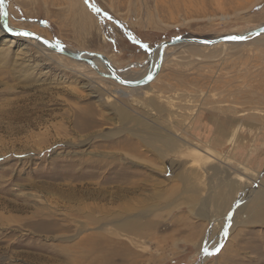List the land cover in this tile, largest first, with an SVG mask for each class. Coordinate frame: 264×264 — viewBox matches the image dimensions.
Masks as SVG:
<instances>
[{
    "label": "rangeland",
    "instance_id": "1",
    "mask_svg": "<svg viewBox=\"0 0 264 264\" xmlns=\"http://www.w3.org/2000/svg\"><path fill=\"white\" fill-rule=\"evenodd\" d=\"M4 1L127 81L264 26V0ZM0 264H264V34L129 88L0 31Z\"/></svg>",
    "mask_w": 264,
    "mask_h": 264
},
{
    "label": "water",
    "instance_id": "2",
    "mask_svg": "<svg viewBox=\"0 0 264 264\" xmlns=\"http://www.w3.org/2000/svg\"><path fill=\"white\" fill-rule=\"evenodd\" d=\"M87 6L89 7V4ZM0 10H1L0 12L1 13L0 31H2L7 36L11 38L34 40L38 42L39 44H41L46 49H48L49 51L55 52L59 55L65 56L67 58H70L78 62L86 63L92 66L100 76L110 78L116 81L118 84L125 86V87H129V88L145 86L149 84L152 80H154V78L157 76L161 68L163 52L167 48L182 45V44L209 47L213 45H218L220 43H242L249 39H254L264 34V26H260L249 32H245L241 34L224 35V36L210 37V38L197 37V36H184V37H177L169 41H164L161 44H159L152 52L154 53L156 50H158L157 61H156L154 68L151 70V72L146 74L144 77L140 79H137L134 81H125L116 74L114 68L111 66L108 59L102 54L95 53V52H83V51L73 52V51L66 49L65 47L61 45L55 44L28 30L13 29L8 24V10L5 5L4 0H0ZM91 10H93V12L96 14L100 13L94 7H92ZM231 37H238V39H231ZM91 58H94L100 61L105 67V69L108 71V74H102L99 71H97L95 68L96 67L95 63L93 62V60H91Z\"/></svg>",
    "mask_w": 264,
    "mask_h": 264
},
{
    "label": "bare ground",
    "instance_id": "3",
    "mask_svg": "<svg viewBox=\"0 0 264 264\" xmlns=\"http://www.w3.org/2000/svg\"><path fill=\"white\" fill-rule=\"evenodd\" d=\"M1 32H2V31H1ZM2 33H3V32H2ZM167 49H168V48H167ZM165 50H166V49H165ZM165 50H164V51H165ZM154 53H155V54L152 55V60H151V65H150V70H149L148 73L151 72V70L154 68V66H155V64H156V61H157L158 50H156ZM152 54H153V53H152ZM163 54H164V52H163ZM162 59H163V58H162ZM91 60H93V62L95 63L96 67L98 66L97 62L100 63V64H102V63H101L100 61H98L97 59L91 58ZM77 62H78V61H77ZM81 63H83V62H81ZM103 68H105V67H103ZM148 73H147V74H148ZM126 77H127V78H126ZM121 79L127 81L128 76H123V75H122ZM118 92H119V91H118ZM121 93H122V92H121Z\"/></svg>",
    "mask_w": 264,
    "mask_h": 264
},
{
    "label": "snow or ice",
    "instance_id": "4",
    "mask_svg": "<svg viewBox=\"0 0 264 264\" xmlns=\"http://www.w3.org/2000/svg\"><path fill=\"white\" fill-rule=\"evenodd\" d=\"M231 39H238V37H231Z\"/></svg>",
    "mask_w": 264,
    "mask_h": 264
}]
</instances>
